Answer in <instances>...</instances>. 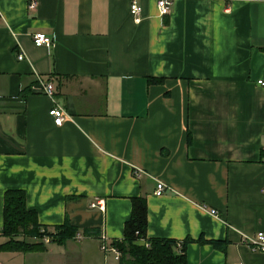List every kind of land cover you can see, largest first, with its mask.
<instances>
[{
	"label": "crops",
	"instance_id": "crops-1",
	"mask_svg": "<svg viewBox=\"0 0 264 264\" xmlns=\"http://www.w3.org/2000/svg\"><path fill=\"white\" fill-rule=\"evenodd\" d=\"M136 1L138 21L129 0H0V243L7 188L37 222L67 217L79 235L28 237L43 247L0 248V264H120L100 238L122 236L136 195L146 236L191 238L185 264H264L240 239L264 232V0H171L162 15Z\"/></svg>",
	"mask_w": 264,
	"mask_h": 264
},
{
	"label": "trees",
	"instance_id": "trees-1",
	"mask_svg": "<svg viewBox=\"0 0 264 264\" xmlns=\"http://www.w3.org/2000/svg\"><path fill=\"white\" fill-rule=\"evenodd\" d=\"M148 82L161 83V77L149 76ZM259 159L264 162V150L260 151ZM21 188H7L2 194V225L1 234L6 239L0 248L27 251L42 248L38 240L47 236L48 241L63 242L74 236L77 228L67 217L61 223L50 227L37 222L34 209L27 208ZM84 234H95L96 229L84 230ZM142 238L144 243L139 242ZM191 238L176 240L165 237L146 236V202L143 196L130 197L129 216L123 221L122 236L109 241L119 252L120 264H185L184 247ZM217 244L216 239H200Z\"/></svg>",
	"mask_w": 264,
	"mask_h": 264
},
{
	"label": "built area",
	"instance_id": "built-area-1",
	"mask_svg": "<svg viewBox=\"0 0 264 264\" xmlns=\"http://www.w3.org/2000/svg\"><path fill=\"white\" fill-rule=\"evenodd\" d=\"M35 4H36V0H28L27 8L33 9L35 7ZM155 5L157 8L158 14L162 15V14L168 13L170 5H171V0H155ZM140 10H141V7L136 0H129L128 11L133 17L134 21L139 20ZM30 38H31V42L36 46L48 45L51 42V38L41 31L32 32L30 34ZM16 57L18 59L22 58L23 52L22 51L17 52ZM256 82L260 85H264V80L262 79H257ZM37 83H38L39 91L48 95L49 97L52 96L53 87H52L51 82L42 80L41 78H37ZM47 113L51 116L55 124H60L64 118L68 117V114L60 106H58L55 103L51 104V106L47 110ZM142 172L143 171L138 167L132 168V174L135 176H139ZM163 188H164V183L158 180L155 184L154 192L156 194H159L163 191ZM89 206L91 207L97 206L98 208H102V201L101 199H97L93 202H90ZM210 213L215 214L216 210L210 209ZM73 237H79V235L75 233ZM42 239L44 241L48 240L47 236H43ZM240 239L242 242L247 244L250 248L252 249L256 248L260 251H264V232L263 231H256L253 234L241 233ZM139 240L141 241V243H144V240L142 238H140ZM100 241L101 242L99 244V247L101 250H109L113 252L115 258H118L119 252L113 245H111L108 242H105L102 238H100Z\"/></svg>",
	"mask_w": 264,
	"mask_h": 264
}]
</instances>
